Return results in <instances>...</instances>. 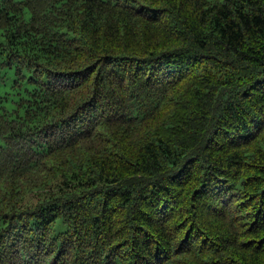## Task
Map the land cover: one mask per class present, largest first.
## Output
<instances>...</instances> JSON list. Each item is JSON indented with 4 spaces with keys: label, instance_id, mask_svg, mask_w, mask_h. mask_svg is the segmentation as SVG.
<instances>
[{
    "label": "trees",
    "instance_id": "obj_1",
    "mask_svg": "<svg viewBox=\"0 0 264 264\" xmlns=\"http://www.w3.org/2000/svg\"><path fill=\"white\" fill-rule=\"evenodd\" d=\"M2 87L0 264H264V0H0Z\"/></svg>",
    "mask_w": 264,
    "mask_h": 264
},
{
    "label": "rangeland",
    "instance_id": "obj_2",
    "mask_svg": "<svg viewBox=\"0 0 264 264\" xmlns=\"http://www.w3.org/2000/svg\"><path fill=\"white\" fill-rule=\"evenodd\" d=\"M5 89H6L5 87H2V88H0V91L3 93ZM1 145H2V141H1V139H0V146H1ZM27 201H28L27 204H30V203H32V204H36V202H37V198H36V197H31V198H28Z\"/></svg>",
    "mask_w": 264,
    "mask_h": 264
},
{
    "label": "bare ground",
    "instance_id": "obj_3",
    "mask_svg": "<svg viewBox=\"0 0 264 264\" xmlns=\"http://www.w3.org/2000/svg\"><path fill=\"white\" fill-rule=\"evenodd\" d=\"M241 37H242V36H241ZM241 37H240V38H241ZM243 37H244V36H243Z\"/></svg>",
    "mask_w": 264,
    "mask_h": 264
}]
</instances>
